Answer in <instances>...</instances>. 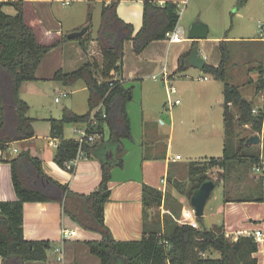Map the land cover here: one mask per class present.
Masks as SVG:
<instances>
[{"label":"trees","instance_id":"trees-1","mask_svg":"<svg viewBox=\"0 0 264 264\" xmlns=\"http://www.w3.org/2000/svg\"><path fill=\"white\" fill-rule=\"evenodd\" d=\"M119 1L102 7V23L97 39L88 33L81 39L68 40L64 36L60 40L42 43L35 27L26 22L25 11L28 0H0V152H6L12 143L25 142L36 136L34 120L28 116L30 107L21 99L20 89L26 82L37 81L38 68L43 57L52 49L66 42H79L88 61L76 71L66 73L59 69L53 77L54 81L72 86L84 80L89 91V111L85 115H77L65 110L61 119H50V137L59 141L55 163L70 173L75 166L68 165L78 159L79 143L67 140L64 127L67 124L88 123L94 111L98 126L90 131L98 133L101 141L84 144V158L99 157L103 169V179L98 189L89 195L74 193L68 185L61 184L45 174L40 158L29 150L22 151L15 158L5 161L11 167V179L17 199L0 201V257L3 264H25L28 262L59 264L55 245L51 241H27L24 238V205L26 203L58 202L62 205L64 215L70 217L82 229L102 236L101 241L84 242L90 255L97 258L100 264H258L254 257L259 245L253 236H240L236 242L226 236L223 225H215L212 229L203 228V218L197 219L199 229L191 225L179 224L176 219L181 216L182 204L173 196L164 195L160 190L143 186L144 232L139 241H115L104 220V209L111 190L112 162L106 159L119 145L123 152L122 140H132L130 118L126 104L131 90L121 83L124 42L132 41L133 51L139 55L152 42L165 41L166 34L176 29L180 20V10L172 2L159 5L156 0H143V25L134 34V28L124 23L117 16ZM248 0H239L244 5ZM5 7H12L15 15L5 13ZM91 15H89L90 17ZM91 21V19H90ZM89 27L91 29V22ZM232 42H220L221 55L218 66L206 65L202 71L223 83V118L224 149L221 158H209L204 162H191L188 166L186 183L174 180L169 174L168 183L176 191L191 200L194 193L210 180L209 172L213 169L226 171L231 164L248 169L261 161V153L255 147L246 145V140L235 134V115L232 108L240 113L239 121L250 125L252 131L261 133L264 128V115H253V104L243 97L241 90L226 81L228 66L232 52L228 45ZM197 45V43L193 44ZM193 48L183 53L178 60L177 70L173 73L185 74L191 67L188 58ZM101 60V61H99ZM258 89L264 90V79L259 80ZM105 115V117H104ZM108 128L110 141L104 142L105 129ZM239 138L235 143V139ZM122 166V160L118 163ZM226 179V175H220ZM239 179H242L239 177ZM216 186L218 185L217 182ZM165 197L171 215L164 220L149 224L148 210L160 206ZM225 203L255 202L264 203L262 188L253 190L233 200L224 191ZM238 245L239 249H236ZM216 250L221 257L211 259L203 257L204 252ZM50 253V255H49Z\"/></svg>","mask_w":264,"mask_h":264},{"label":"rangeland","instance_id":"rangeland-1","mask_svg":"<svg viewBox=\"0 0 264 264\" xmlns=\"http://www.w3.org/2000/svg\"><path fill=\"white\" fill-rule=\"evenodd\" d=\"M3 1L6 2L7 0ZM62 1L72 3L70 6L65 7ZM62 1L38 4L40 18L46 28L51 29L52 32L61 29L66 35L72 27H76V25L85 21L84 19L87 20V23L91 19V36L97 39L102 23V5H94L93 8L89 9V6L85 2L75 0ZM196 1L188 0L186 5L189 4L188 8L190 9ZM198 2L201 5L200 11L212 23L213 27L210 37L204 40L198 47L201 57H205L209 65H218L221 59L218 49L219 42L213 39L216 38L218 33H223V35H229L234 38L264 37L261 35L259 29V23L264 24V0H248L243 6L239 4V0H199ZM4 11L9 15H15V11L11 7H5ZM25 15L28 19L33 17V8L30 6L27 7ZM89 15L91 16L89 17ZM74 44L75 47L80 48L79 42L74 41ZM189 44L188 42L184 43V45ZM228 46L232 52V59L228 66L229 72L226 81L239 86L244 98L250 100L253 98V108H263L264 99L262 97L264 92L260 93L258 80L262 79L264 74L257 78L258 73L260 75L262 74L261 67L262 69L264 67V61L261 62L263 59L262 56H259L257 64L247 66L249 60L244 58L245 52L247 51L245 50V44L234 42ZM124 53L125 65L129 72L136 67H140L142 64L141 61L148 63V61L141 60L134 53L132 41L124 42ZM64 56L62 68L60 69L66 73L76 71L85 62V60L81 59L80 53H77L71 46L67 48ZM55 58L56 56L52 49L43 57L39 66H42L41 69L38 68V75L43 78L35 83H26L20 92L21 99L26 101L30 107L28 116L35 120L33 126L36 135L46 138L45 141L40 143L41 146L38 148H43L44 146L46 150H50L51 152L55 151V147L47 146L50 141H54L50 137L49 120L62 118L65 110L79 115H85L89 111V91L84 80H79L72 86L63 85L53 80L54 74H50L52 73L50 72V68L55 64ZM84 58L86 59V57ZM174 63L175 60L171 54L170 59L156 64L153 68L147 69L146 67L139 76H127L125 88L130 89L131 94L126 104V110L133 130L134 142L130 143H134L135 148H139L137 150H141L140 148H148L147 141L148 143L152 141L149 133L154 126L161 139L158 141H164L166 144L171 134V127L174 128V132H172V153L173 155L179 154L183 160L181 162L182 164L177 166V170H173L172 178L186 183L189 177L188 166L191 160L204 162L209 158H221L223 155V110L221 107H218V103L215 100L220 88L222 91L223 84L210 75L191 68L185 75L179 74L171 78L170 81L176 88V93L170 96L163 87L161 78L159 77L158 81H154L152 77L159 75L164 65H167L169 72L173 73ZM251 67L256 69L257 73L253 75L255 79H249L247 75V70ZM205 77L208 78L207 81L199 80V78ZM61 92L68 93V96L61 97L60 102L57 103L55 100ZM176 100H180L181 102L177 106L173 104ZM232 111L235 115V134H238L239 138L247 141L255 133L252 131L250 125H244L239 121L240 113L235 107L232 108ZM161 116L166 118L173 117L175 119L174 124L161 126ZM75 128L82 129L83 127L81 125L77 126L76 124H67L65 127V137L74 139L77 136L73 132ZM108 133L109 130H107ZM239 138L235 139V143L238 142ZM262 139V143L256 146L255 149L262 154L261 159L264 160V138ZM187 141H191V146H187ZM14 149L19 150L20 148L17 145H13L9 151L4 153L5 159L14 158L18 155L14 152ZM147 153L150 154L146 150L145 154L147 155ZM137 156L142 157V154L134 155L132 157L135 158L132 163V170L122 174L138 176V169L136 168ZM244 162H246L245 166H249L247 160ZM245 166L241 167L236 161L225 172L222 170L219 171V169H213L209 172L210 180L217 182L218 185L205 207L203 226L205 229H210L215 225L219 226L223 224L225 219L228 224L237 226H242L243 224L249 225L253 231L264 228V222L259 220L260 217L263 219V210L259 203H252L247 206L238 205L235 208H231L223 202L224 191L228 193L231 199H237L239 196L242 197L249 193L250 190H258L260 187L264 195V176L255 174V166L249 169ZM222 174L226 175V179L220 178ZM239 177L242 179H239ZM163 193L164 195L173 197H180L181 195L172 184ZM185 200V203L188 205L190 200L187 197H185ZM170 210L169 204L165 201L164 197L160 206L148 210L149 224L153 223V221L156 223L159 216L163 221L165 216L171 215ZM185 218L187 219V217ZM255 218L256 220H250ZM230 239L236 242L232 238ZM203 257L218 259L221 255L218 251L212 249L204 252ZM255 257L258 259V264H263L264 245L258 247V252ZM95 260L99 262L97 258ZM25 264L39 263L28 262Z\"/></svg>","mask_w":264,"mask_h":264},{"label":"crops","instance_id":"crops-1","mask_svg":"<svg viewBox=\"0 0 264 264\" xmlns=\"http://www.w3.org/2000/svg\"><path fill=\"white\" fill-rule=\"evenodd\" d=\"M59 1H62V0H28L29 5L27 7L30 6L33 8L34 16L30 17V19L26 17V22L29 25L35 27L37 33L40 36V41L42 43H49L54 40H60L64 36H68L71 33H74L86 27H89L87 20L84 19L85 21H82L79 25H76V27H72V29L69 32H67L66 35L63 31H61V29H57V31L55 32H52V30L49 28L47 29L45 24L42 23L41 21L40 14L38 11L39 9L38 4L43 3V2H59ZM75 1L85 2L89 6V9H91L94 7V5L101 4L103 7L104 5L107 6L117 0H75ZM198 1L199 0H197L194 3V5L189 9L188 8L189 4L186 5L188 0H156V3H158L159 5H164L167 2H172L178 6L180 10V20L176 28L182 32L184 40L182 41V43L173 44V45H169L166 41L152 42L143 53L139 55L136 54L137 57H139L143 61H148V63H144L141 61L142 64L140 65V67H136L130 72L128 71V68H126V65H125V53H124L122 75L119 77L124 87H125V82L127 80L126 79L127 76L128 77L139 76L141 72H143L144 69H146V67L147 69L153 68L156 66V64L161 63L164 60L170 59L171 54H172L173 59L175 60L174 68H173L175 72L178 67V60L180 56L183 53L188 52L191 48H194L193 47L194 43H197L199 47V45L204 41L202 40V41L194 42V41L189 40L190 27L197 20L203 23H206L209 26L208 37H210V33L213 30L212 23L208 19H206L204 15L202 14V12L200 11L201 5ZM62 3L66 7V6H70L72 2L62 1ZM143 4H144L143 0H122V1H119L117 9H116L117 16L119 17V19L122 20L124 23L130 24L131 26L134 27V34L139 32V30L141 29L143 25ZM183 6L184 8H182ZM88 33L91 36L90 27H89L87 34ZM213 39L219 42V44L220 42H223V41L232 42V43L234 42L244 43L246 46L245 50H247L245 52L244 58L246 60H249V64L247 66L252 65V64H257L259 56L260 57L262 56L263 58L261 62L264 61V37H261V38H255V37L254 38L252 37L236 38L235 37L234 38V37H230L229 35H223V33L221 34L218 33L216 35V38H213ZM187 42L190 44L184 45V43H187ZM191 44H192V47H191ZM70 46L73 47L77 53L78 52L80 53L81 59L85 60L84 64L86 63L88 58L83 52L82 48L75 47V44L73 41L66 42L53 49V53L56 56L55 58L56 61H55V64L52 65V68H50V72H52L50 74H55L60 68H62V63L65 57L64 56L65 52H67V48ZM49 55H52V54H49ZM199 56L201 57L200 52H199ZM84 57H86V59ZM206 65H209L207 63V60H206ZM218 65H212V66H218ZM41 67L39 68L41 69ZM253 67L248 68L247 70L248 72L247 75L249 79H255L253 75L257 72H256V69H254ZM191 68L193 67H190L189 69ZM250 70L251 72H249ZM161 72H162V69H161ZM228 72H229V69H228ZM261 72H262L261 75L259 73L257 74V78L263 76L264 67L263 69L261 67ZM38 73H39V69L36 74V76L38 77L37 81L43 78L42 76L38 75ZM173 73H171L172 74L171 76H173ZM262 79H264V77ZM37 81L26 82V83H35ZM26 83L22 84L20 92L22 91ZM229 84L237 86L232 83H229ZM163 87H164V84H163ZM237 87L241 90L239 86ZM263 92L264 91H260V93H263ZM217 94L218 95L215 100L218 103V107H221L223 110V103H224L223 86H222V91L220 88L219 93ZM262 99H264V94H263ZM247 100L249 102H253L254 99L251 98V100L250 99H247ZM95 112L96 111L93 112L92 117L95 115ZM167 119L170 122L160 123L161 126H164L166 124L168 125L174 124L175 119L173 117H169ZM85 124L86 123L76 124L77 126L81 125L83 128L82 129L75 128L73 130L74 134L77 135L73 140H76L79 137L78 133L75 130H78V131L84 130ZM65 127H64V136H65ZM223 128H224V118H223ZM107 130L108 128L105 129V136H104L105 143H109L110 141V136H109V133L107 134ZM156 130L157 129H155V126H154L152 131L149 133V135L152 137V141H150L149 143L147 141L148 148L146 149L140 148L141 150H137L139 148L136 149L135 144L130 143V142H134L133 134H132V141L122 140L123 152L119 151L120 150L119 145L117 147L116 145L113 144V150L115 148L116 151L115 150L112 151V154H113L112 157L108 158L109 155L105 154L106 159L112 162L113 167H111V175H112L111 179L112 180L109 183L111 195H110L108 202L105 205L104 220H105V224L107 228L109 229L111 233L112 238L115 241H139L142 239L143 232H144L143 186L147 185L151 188H154L160 191L163 189L167 190L168 186L170 185L168 183L169 174L172 176L173 170L175 169L176 171L177 166L182 164L181 162L183 158L181 157L180 160H176V156H180V155L179 154L173 155L172 153V150H173L172 132H174V128L171 127V134L168 138L167 144L164 141H158L161 139L159 138V135L157 134ZM132 133H133V130H132ZM65 139L72 140V139H68L67 137H65ZM45 140L46 138H42L36 135L34 139L32 140L25 141V142L12 143L7 151H9L13 145H17V147L20 148L19 150L14 149V152L15 150H17V152L15 153H17L18 155L22 151L29 150L33 156L41 159L45 174L47 176H49L50 178H52L53 180L61 184L68 185L70 190L74 193L82 194V195H89L98 189L103 179V169H102V164L99 159V157L103 155V152H98L97 157H94L92 159L84 158V156L81 157L77 161V163L74 165L75 166L74 173H70L64 169H61L55 163L54 159H55L58 147H55L54 152H51L50 150H46V147L44 146L43 148H38L39 146H41L40 143ZM100 141H101V138L97 139V142H100ZM224 141H225V134L223 130V149H224ZM51 143H56L59 145V141L54 140V141H50L47 146L53 147ZM187 146H191V141H187ZM146 150L147 152H150V154L147 153L146 155L145 154ZM141 151L143 152L141 153ZM4 153L0 152V201H15L17 197H16V193L14 191L13 184H12L11 167L7 162H5V161L13 159V157L10 159L9 158L5 159ZM137 154H142V157L137 156L138 160L136 162V168L138 169V172H137L138 176H127L126 174L125 175L122 174L124 172H128L132 170V163L135 159L132 157ZM205 157H208V156H205ZM120 160H122V166L118 164ZM195 161H198V160H191L190 163L195 162ZM162 181H165V183ZM176 199L178 200V202L182 204V207H183L181 216L178 219H176V221L179 224H188L191 221H196L197 219L194 216V210L191 207L190 203H188L189 206L185 203L186 200H185L184 195L182 196L180 195V197H176ZM223 202L224 204H227V206L231 208H235L238 205L247 206L249 204L255 203V202L225 203L224 192H223ZM259 204L262 206V210H263L262 211L263 219L260 217L259 220H262L264 222V203H259ZM186 213H189L191 217L186 219L185 218ZM202 218H203L202 226H204V216ZM250 220L251 221L256 220V218L250 219ZM221 225H223L225 228L226 236L228 238H232L234 241H237V239L240 236H250V234L253 232V230L250 229L249 225L243 224L242 226H237V225L230 224V223L228 224L226 222V219ZM65 229L69 231H75L76 237L72 239L71 241L63 243L62 242V231ZM210 229H207V230H210ZM24 238L27 241H51L55 245L54 247L55 249L61 245H64V252H65L64 264H100V262H97V260H95L94 256L90 255L89 249L84 244V242L101 241L102 236L98 233H94V232H90V231H86L82 229L70 217L64 215L63 210H62V205L58 202L26 203L24 205ZM34 263H37V262H34ZM0 264H3L2 257H0ZM39 264H50V263L47 262V263H39ZM263 264H264V260H263Z\"/></svg>","mask_w":264,"mask_h":264},{"label":"built area","instance_id":"built-area-1","mask_svg":"<svg viewBox=\"0 0 264 264\" xmlns=\"http://www.w3.org/2000/svg\"><path fill=\"white\" fill-rule=\"evenodd\" d=\"M259 29H260V33L262 36H264V24L263 23H259ZM184 40L183 34L179 29H175L169 33L166 34V39L165 41L169 44V45H173V44H179L182 43V41ZM172 74L169 72L167 65H164L162 67V72L159 75H154L152 77L153 80L158 81L159 77L161 78V81L164 84L165 89L167 90L168 94L170 96H172L173 94L176 93V88L171 84V78H173L171 76ZM199 80H205L207 81L208 78H199ZM68 93L66 92H61L59 94V97L56 98V102H60L61 97H67ZM181 102L180 100H176L174 101V105L177 106L179 105ZM174 107V106H173ZM99 111V109L96 110L95 114ZM252 114L253 115H259V114H263L264 115V107L261 109H255L253 108L252 110ZM105 117V115H104ZM98 126V121L95 118V115L93 117H91L90 121L88 123L85 124V129L82 131H78L75 130L78 133V138L75 140L79 143V151H78V159L71 162L68 165V168H70L71 166H74L77 161L83 157V152H82V146L84 144H94L97 142V139H100L101 136L98 135V133H94L91 130V128ZM259 134V136H261L262 138H264V128L262 130L261 133H256ZM51 145L53 147H58L59 145L56 143H51ZM15 152H17V150H15ZM181 156H176V160H180ZM254 172L256 175L259 176H264V160L261 159L260 163L258 165H256L254 167ZM165 183V181H162ZM162 192L165 191V189L161 190ZM195 216V214H194ZM186 217L190 218L191 215L189 213H186ZM197 219V218H196ZM186 225H191L193 228L195 229H199V224L196 221H191ZM250 236L254 237L255 242L260 246V245H264V228L263 229H256L255 231H253ZM76 237V232L75 231H69L67 229L62 231V242H68L71 241L72 239H74ZM56 253H57V260L59 262V264H64V260H65V252H64V245L59 246L58 248H56Z\"/></svg>","mask_w":264,"mask_h":264},{"label":"water","instance_id":"water-1","mask_svg":"<svg viewBox=\"0 0 264 264\" xmlns=\"http://www.w3.org/2000/svg\"><path fill=\"white\" fill-rule=\"evenodd\" d=\"M89 30V27L84 28L79 32L71 33L67 36L68 40H77L83 38ZM209 35V26L199 20L194 22L189 30V40L191 41H202L207 39ZM188 62L191 67L203 71L206 66V59L199 56V48L195 46L191 55L188 58ZM170 122L166 117L161 116L160 123ZM262 143L259 134H254L247 141L246 145L249 147L258 146ZM112 153L108 158L112 157ZM216 188V183L209 180L204 183L192 196L190 200L191 207L194 210L195 217L202 218L204 216L205 207L212 196L214 189ZM236 249H239L236 245Z\"/></svg>","mask_w":264,"mask_h":264},{"label":"bare ground","instance_id":"bare-ground-1","mask_svg":"<svg viewBox=\"0 0 264 264\" xmlns=\"http://www.w3.org/2000/svg\"><path fill=\"white\" fill-rule=\"evenodd\" d=\"M260 139H261V136H260ZM261 141H262V139H261Z\"/></svg>","mask_w":264,"mask_h":264}]
</instances>
